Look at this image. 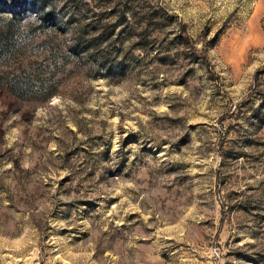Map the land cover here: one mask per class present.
<instances>
[{"label":"rangeland","instance_id":"rangeland-1","mask_svg":"<svg viewBox=\"0 0 264 264\" xmlns=\"http://www.w3.org/2000/svg\"><path fill=\"white\" fill-rule=\"evenodd\" d=\"M0 264H264V0H0Z\"/></svg>","mask_w":264,"mask_h":264},{"label":"snow or ice","instance_id":"snow-or-ice-1","mask_svg":"<svg viewBox=\"0 0 264 264\" xmlns=\"http://www.w3.org/2000/svg\"><path fill=\"white\" fill-rule=\"evenodd\" d=\"M54 103H56V101H54Z\"/></svg>","mask_w":264,"mask_h":264}]
</instances>
